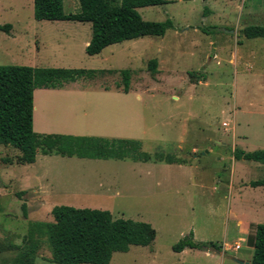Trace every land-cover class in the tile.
Wrapping results in <instances>:
<instances>
[{"label":"rangeland","instance_id":"374dc122","mask_svg":"<svg viewBox=\"0 0 264 264\" xmlns=\"http://www.w3.org/2000/svg\"><path fill=\"white\" fill-rule=\"evenodd\" d=\"M167 1L139 9L144 21L174 23L164 37L126 41L91 57L85 46L91 23L38 21L34 0H0V26L12 25L9 34L0 31V66L99 72L65 84V94L37 96L39 113L51 114L53 128L136 140L152 156L172 157V164L140 163L39 150L35 164L19 165L20 151L0 146V264H14L30 223L52 222L57 206L108 211L157 231L151 246L116 253L110 264L252 261L254 249L248 239L238 240L233 220L256 202L264 205V193L252 186L264 169L233 161V148L264 150V38L243 35L246 27L264 26V0ZM64 4L67 15L80 13L79 0ZM236 52L244 60L234 66ZM152 60L158 61L156 74L149 70ZM122 71L131 72L128 94ZM233 177L235 188L246 186L235 206L228 191ZM190 234L217 250L175 252ZM51 259L42 241L35 264H55Z\"/></svg>","mask_w":264,"mask_h":264},{"label":"trees","instance_id":"16d2710c","mask_svg":"<svg viewBox=\"0 0 264 264\" xmlns=\"http://www.w3.org/2000/svg\"><path fill=\"white\" fill-rule=\"evenodd\" d=\"M80 13H65L64 0H34L38 21H72L91 23L92 39L86 47L89 56L100 55L106 48L143 37H164L174 29L165 22L144 21L139 9L164 6L167 0H79ZM12 25L0 26L10 33ZM248 39L264 38V26H249L243 30ZM158 61L149 62V70L157 73ZM99 72L66 69H37L25 66H0V146L20 151L19 165L36 163L39 150L44 155L88 160H131L140 163L172 164V157L143 151L142 143L129 139L73 135H39L34 131L35 91L63 89L65 84L82 78L93 79ZM101 74V73H100ZM123 91H130V71L121 72ZM190 77L194 79L195 73ZM236 160L264 165V150L252 153L236 148ZM264 187V179L252 184ZM23 194H17L21 198ZM25 217L27 207L23 205ZM53 221L30 223L25 237L26 248L14 264H35L42 241L51 248L55 264H110L116 253H128L132 247H149L157 238L151 224L127 219H115L110 212L57 206L52 210ZM248 242L253 247L251 264H264V223L253 227ZM16 249L18 247L14 246ZM186 249L217 250L214 243H198L190 234L173 247L177 253Z\"/></svg>","mask_w":264,"mask_h":264},{"label":"crops","instance_id":"0c3cea01","mask_svg":"<svg viewBox=\"0 0 264 264\" xmlns=\"http://www.w3.org/2000/svg\"><path fill=\"white\" fill-rule=\"evenodd\" d=\"M235 1H239V0H235ZM48 22H50V21H48ZM68 22H72V21H55V23H58L56 25H59L62 27L68 26L69 24H65ZM77 23H80V22H77ZM90 41H87L85 43L86 47L89 45ZM218 57H219V52H216L215 53V59H218ZM240 60L243 61L244 59L240 58L239 52H236L234 55H232V58H230V64L236 66L239 64ZM68 87H69L68 85H65L64 89H55V90L54 89H38L35 91L34 131L37 133H40V134H44V135H48V134L49 135L50 134H62V135L84 134L83 136H85V135L90 134L89 136H99V137L106 138V136L99 135V134L95 135L93 133H86V132L85 133H79V132H75V130L53 128V122H51L52 118H49V117H51V114H48V118L46 119V116L44 117V115L42 113H39L37 103H36L37 102V96H40V97L43 96L46 98V96H48V95L53 96V95H59L61 93L63 94ZM74 124L79 125V122L74 121ZM236 147H235V149H236ZM235 149L233 148V152ZM233 161H234V157H233ZM260 167H262L264 169V165L259 166V168ZM226 172H228V171H226ZM231 173L233 174V172H231ZM245 187H243V188L239 187L238 189L235 188V177H233L229 181L228 191H229V195H230L231 205L235 206V202H234L235 197L237 198L239 196V195L236 196V193L240 194L241 190H243V189L245 190ZM257 189H259V191L264 193V187H260V188L258 187ZM259 195H260V193H259ZM261 204H262V202H261ZM261 204L256 202L253 206L249 207L247 211H250V212L248 214L246 212H243L242 214H236V217L234 218L233 222H234V226H235L234 232H235V234H237L238 240L245 241V240L249 239V236L253 231V227L258 225V224L264 223V205H261ZM44 209L45 208H43V210ZM229 212H230L229 213V215H230L232 212L231 207H229ZM27 234H28V232H27ZM186 250H191V249H186ZM239 260H243V259H239ZM243 261L245 263H249V264H251V262H252V261H245V260H243Z\"/></svg>","mask_w":264,"mask_h":264},{"label":"water","instance_id":"95a60500","mask_svg":"<svg viewBox=\"0 0 264 264\" xmlns=\"http://www.w3.org/2000/svg\"><path fill=\"white\" fill-rule=\"evenodd\" d=\"M235 261H236L238 264H249V263H245L243 260H239V259H235Z\"/></svg>","mask_w":264,"mask_h":264},{"label":"built area","instance_id":"2783aa9c","mask_svg":"<svg viewBox=\"0 0 264 264\" xmlns=\"http://www.w3.org/2000/svg\"><path fill=\"white\" fill-rule=\"evenodd\" d=\"M224 126H226V124H224ZM240 247L238 246V249H239Z\"/></svg>","mask_w":264,"mask_h":264}]
</instances>
